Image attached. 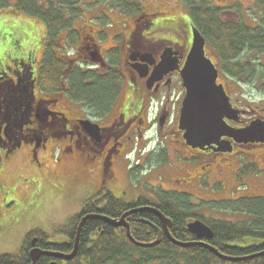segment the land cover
I'll use <instances>...</instances> for the list:
<instances>
[{
  "label": "flooded vegetation",
  "instance_id": "obj_1",
  "mask_svg": "<svg viewBox=\"0 0 264 264\" xmlns=\"http://www.w3.org/2000/svg\"><path fill=\"white\" fill-rule=\"evenodd\" d=\"M5 1L0 0V21L4 24L0 28L17 22L18 26L31 30L33 37L37 35L39 42L33 46L23 43L24 50L14 46L12 53L0 59V167L3 172L0 173V190H4L0 191V197L3 200L13 183L11 175L16 166L23 175H34L39 182L46 176L62 180L54 175V167L69 168L67 181H64L69 187L80 184L94 188L90 192L91 199L77 215L93 205L92 202L107 196L120 201L112 186L107 187L109 182L115 183L113 169L120 162L137 167L160 164L173 168V183L189 189H183L186 193L175 188L169 192L170 189L163 191L160 187V192L184 194L192 199L195 196L191 188L200 190L203 186L222 185L205 181L216 159L234 152L242 154L240 149L260 151L264 148V143H235L227 138L223 141L231 143L229 153L217 151L214 145L191 148L183 140L184 132L178 124L185 96L181 71L191 47V31L198 30L191 18L193 13L203 7L211 8L224 23H241L255 29L264 16L263 9H244L242 0ZM252 15L253 21L249 18ZM31 20L40 22L43 30L35 28ZM22 39L28 40L27 37ZM206 47L205 55L212 61ZM246 53L257 52L249 49ZM259 55L264 57V43ZM49 56L53 60L51 67L47 62ZM212 63L218 72L216 83L223 86L229 97V75L223 73L219 61ZM247 64L251 65L249 61ZM256 68L260 76L247 84L250 93L253 85V89L259 86L256 92H264V63H258ZM107 80L114 82L112 94H106L102 88ZM80 88H93V92L79 95ZM85 98L103 100L92 106ZM106 98L109 99L102 102ZM229 99L232 107L241 113L239 123L228 122L229 126L244 129L254 121L264 120L263 104L257 109L248 104L237 108ZM151 144L154 147L147 155L133 158L134 162L130 160L131 153L143 154ZM180 148L189 155L181 156ZM171 149L176 156L174 162L169 161ZM203 159L209 164L199 168L189 164ZM23 192L20 186L14 194L22 197ZM25 197L32 198L30 192H26ZM66 197H71L69 190ZM138 200L140 198L131 203ZM103 201L97 206L99 210L106 204ZM201 203L208 201L196 199V205ZM145 207L150 206L137 209ZM158 229L163 230L162 224ZM210 241L203 240V243L212 246ZM23 242H29L28 254L33 249L70 253L52 250L54 244L68 247L71 244L65 243L64 237L54 242L39 227L28 230ZM39 260H48L47 264L71 261L46 256Z\"/></svg>",
  "mask_w": 264,
  "mask_h": 264
},
{
  "label": "trees",
  "instance_id": "obj_2",
  "mask_svg": "<svg viewBox=\"0 0 264 264\" xmlns=\"http://www.w3.org/2000/svg\"><path fill=\"white\" fill-rule=\"evenodd\" d=\"M2 1V0H1ZM6 2L5 0H3ZM257 8L264 10V0H255ZM191 17L195 26L201 32L206 45L217 56L224 74L233 80L244 78H258L256 61L248 63L247 50L256 51L258 57L264 43V16L257 28L250 29L243 24L224 23L218 14L210 9L195 11ZM56 27V23H54ZM48 67L53 65L49 56ZM262 76V73H261ZM243 78V79H242ZM80 80L77 79V83ZM114 82L107 80L102 88L106 94H112ZM93 92V88H80L78 94ZM90 105L103 98H85ZM105 99V98H104ZM109 98H106V102ZM157 202L138 200L135 204L127 205L106 197L104 207L98 209L103 200H96L93 205L85 208L81 213L70 218L66 224L58 228L57 233L64 236L65 243L71 246L54 244L52 250L71 252L74 245L78 224L87 214H97L117 219L124 213L137 209L138 206L149 204L165 217L169 218L172 227L169 230L173 239L178 242H197L190 234L186 225L194 220L204 223L213 233L209 242L220 253L226 256L242 258L264 252V197H242L230 201H223L219 209L235 211L247 215L250 219L243 224H233L226 221L213 220L210 223L204 218L194 215V201L184 194L158 192ZM193 202V203H192ZM196 205V204H195ZM130 227V234L137 243L149 244L157 237V228H161L160 219L148 211L138 212L126 218ZM157 227V228H156ZM30 240V239H29ZM29 242H23L16 254L0 255V264H31L29 258ZM48 260H39L36 264H47ZM264 264V255L245 261L227 262L219 260L208 249L200 246L181 248L170 242L165 235L159 245L152 248H142L133 244L126 236L125 229L113 227L103 221L90 219L82 227L79 246L73 260L65 264Z\"/></svg>",
  "mask_w": 264,
  "mask_h": 264
},
{
  "label": "rangeland",
  "instance_id": "obj_3",
  "mask_svg": "<svg viewBox=\"0 0 264 264\" xmlns=\"http://www.w3.org/2000/svg\"><path fill=\"white\" fill-rule=\"evenodd\" d=\"M12 2L13 0H10V3ZM254 2L256 1L242 0L241 4L244 9L251 7L256 9L257 6ZM249 18L254 20L253 15ZM1 21L0 25H4ZM31 21L34 23L35 28L43 30L40 22ZM250 24L254 25L255 23L250 22ZM31 33V30L28 31L25 27L18 26L17 22L12 25H6L3 29L0 28V59H2L3 55L12 53L14 46L22 47L24 50L23 43L25 45L29 43V45L33 46L36 41L39 42L36 38L37 35L33 37L34 35L32 36ZM22 37H27L28 40L24 41ZM206 52L213 62L216 63L218 61L209 47H206ZM248 61H256V65H258V63H264V57L260 55L257 57L256 54H251L248 57ZM221 76L224 79L223 74ZM249 79L244 78L243 80L237 79L235 81L229 77V82L226 80L229 83L227 93L231 98V102L237 108H243L246 104L251 105L253 109L262 108L264 101H260V99L264 98L262 97L264 96V92H256L255 89H257L258 85H255L254 89L253 85V92L250 93L247 84L251 81L254 82V80L253 78ZM152 147H154V144L149 145L143 154L131 153L129 155L130 160L133 161L135 157L136 159L144 157ZM180 151L181 156L187 157L189 155L182 148H180ZM240 151L242 154L236 152L231 155L226 154V156H223L224 158L220 157L214 162L213 171L205 181L210 185L218 182L222 183V185L217 184L216 188H206V186H203L200 190L191 188L192 194L195 196V198H192V201L196 202V199L208 201L207 204L201 203L199 205H195L192 202L194 204L195 216L202 217L209 223L213 220L226 221L233 224H243L249 221L250 218L243 213L219 209L223 201L230 199L264 197V148L260 151H247L244 149H240ZM252 155H255V157ZM175 157L171 152L169 161H176ZM206 163L208 161L203 159V161L195 160L189 164H191L190 166L199 168V166L202 167ZM174 164H177V162ZM163 166L160 164H149L137 167L132 166L128 162L117 163L113 169L115 183L109 182L107 187L112 186V189L117 194L116 196L123 203H131L138 198L143 201L156 203V194L160 192V187L163 188V191L170 189L169 192H171L175 188L177 191L180 190V192L186 193L183 189L188 190L189 187L183 188V185H181L179 188L173 183L174 169L170 167L164 168ZM16 167L11 175L14 180L9 188V192H3L5 200L0 197V207L3 209H0V255L18 253L26 232L36 227L41 228L54 242L62 241L64 236L56 233V230L66 224L70 218L81 210L84 204L91 199L90 192L94 190L90 186H82L80 184L69 187L64 182L67 181L69 168L54 167V175L62 178V180L57 181L53 176H46L42 182H39L34 175H23L20 167ZM0 173L3 174L2 168L0 169ZM4 185H6L5 182ZM4 185L3 187L6 189L7 187ZM20 186L21 190L24 191L22 197L14 194L15 189L19 190ZM11 187L15 189H11ZM68 190L71 196L69 198L66 197ZM0 191H4L3 188ZM26 192H30V197H32L30 200H27L25 197Z\"/></svg>",
  "mask_w": 264,
  "mask_h": 264
},
{
  "label": "water",
  "instance_id": "obj_4",
  "mask_svg": "<svg viewBox=\"0 0 264 264\" xmlns=\"http://www.w3.org/2000/svg\"><path fill=\"white\" fill-rule=\"evenodd\" d=\"M205 41L197 30H192V45L187 55L185 65L181 71L182 85L185 96L182 102L179 117V129L182 130L183 140L191 148L203 149L205 146H217V151L229 153L231 145L222 138L233 139L236 143L261 142L264 143V121H254L244 129L230 127L226 120L239 123V111L232 108L223 86L216 83L218 72L210 59L205 56ZM153 212L161 221L163 230L158 229L156 239L149 244L137 243L130 234V228L126 222L129 215L138 212ZM90 219L103 221L113 227H123L127 238L135 245L142 248H152L162 241V236L181 248L200 246L208 249L219 260L227 262H239L251 260L264 255V252L251 256L235 258L223 255L216 248L203 243L213 238L212 231L200 221H194L186 225L187 231L194 235L197 242L183 243L173 239L169 229L172 227L171 220L165 217L155 208L133 209L124 213L120 218L112 219L97 214H89L81 218L74 240L73 249L69 254L42 252L33 249L29 252L31 264H36L42 256L70 261L75 258L79 246V238L84 223ZM50 264H58L56 261Z\"/></svg>",
  "mask_w": 264,
  "mask_h": 264
},
{
  "label": "bare ground",
  "instance_id": "obj_5",
  "mask_svg": "<svg viewBox=\"0 0 264 264\" xmlns=\"http://www.w3.org/2000/svg\"><path fill=\"white\" fill-rule=\"evenodd\" d=\"M206 46V45H205ZM130 216V215H129ZM133 243V242H132ZM134 244V243H133Z\"/></svg>",
  "mask_w": 264,
  "mask_h": 264
}]
</instances>
